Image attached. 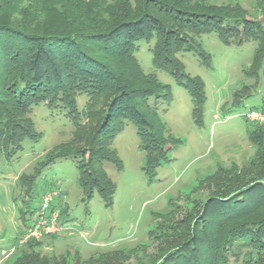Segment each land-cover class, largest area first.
Masks as SVG:
<instances>
[{"label": "trees", "instance_id": "trees-1", "mask_svg": "<svg viewBox=\"0 0 264 264\" xmlns=\"http://www.w3.org/2000/svg\"><path fill=\"white\" fill-rule=\"evenodd\" d=\"M246 16L238 3L214 5L205 0H0V160L9 162L26 139L39 138L29 116L33 107L62 110L74 128L72 138L49 152L30 182L56 160L73 158L82 202L87 204L96 193L110 208L115 184L103 165L121 169L112 141L125 121L136 128L145 159L142 172L148 179L179 144L165 137L157 112L147 104L149 98L169 102L171 94L168 86L141 71L134 55L136 43L153 42V67L189 92L193 120L201 127L204 84L185 73L178 56L194 52L209 66L206 52L195 41L202 34H216L225 46L252 42L254 76L264 65V27ZM104 95L102 111H95ZM80 96L87 98L81 111ZM259 111L264 114V106ZM248 137L257 148L254 161L241 169L220 168L207 177L204 182H212L214 191L181 220H174L171 213L160 216L164 224L157 223L155 233H150L153 252L134 264H228L239 257L241 264H264V127L253 124ZM30 187L28 204L40 203L52 192L49 185ZM56 208L52 204L51 209ZM27 209L32 220L27 225L22 220L25 230L39 206ZM62 215L60 210V220ZM27 244L38 245L34 240ZM138 248L131 254L146 247ZM36 257L23 259V264H47ZM127 260L125 255L106 253L83 264ZM78 261L75 264H81Z\"/></svg>", "mask_w": 264, "mask_h": 264}, {"label": "rangeland", "instance_id": "rangeland-1", "mask_svg": "<svg viewBox=\"0 0 264 264\" xmlns=\"http://www.w3.org/2000/svg\"><path fill=\"white\" fill-rule=\"evenodd\" d=\"M129 1L133 3L134 0ZM205 1L214 5L238 3L246 10L247 19L260 21L264 27V1L260 6V0ZM195 41L206 52L209 66L203 65L194 52L178 57L185 73L199 77L204 84L206 100L202 107L201 127H197L193 120L189 92L167 73L153 67L150 53L153 42L136 43L134 55L141 71L168 86L171 94L169 102L149 98L147 104L157 112L165 137L170 136L179 144L168 153L169 161L148 179L142 172L145 159L136 128L130 121H125L123 131L112 141L121 169L108 163L103 165L115 184L110 208L104 206L96 193L87 204L82 202L73 158L56 160L41 171L35 182H30L49 152L69 143L74 131L62 110H49L43 105L31 109L29 116L39 138L35 142L26 139L9 162L0 160V264H17L35 256L47 264L54 260L66 264H75L79 260L83 264L106 253L125 255L128 260L123 264L144 261V256L155 248L150 233H155L157 223L165 222L160 216L171 213L174 220H181L185 213L199 207L214 191L212 182H204L207 177L220 168L241 169L254 161L257 148L248 137L253 123L240 115L249 110L259 111L264 106V65L255 70L254 76L251 74L256 45L249 42L241 46H225L214 33L202 34ZM102 97L97 100L95 111H102L106 96L104 100ZM86 103L85 96L77 98L80 111ZM240 103L241 107L234 109L233 106ZM225 111L230 112L226 114ZM30 184L39 188L49 185L52 188L50 193H56L52 201L58 206L55 210L59 214L60 210L63 211L60 220L63 231L34 240L38 245L33 248L27 244L30 240H22L24 224L32 220L27 208L39 206V202L28 204L32 193ZM141 246L146 247L144 252H137L136 256L131 254ZM2 251H10V254L1 257ZM27 261L33 263V260ZM241 261V257L231 258L228 264H241ZM23 263L25 261L20 264Z\"/></svg>", "mask_w": 264, "mask_h": 264}, {"label": "built area", "instance_id": "built-area-1", "mask_svg": "<svg viewBox=\"0 0 264 264\" xmlns=\"http://www.w3.org/2000/svg\"><path fill=\"white\" fill-rule=\"evenodd\" d=\"M240 116L250 123L264 127V114L260 111L249 110ZM55 197L56 193L45 194L41 197L37 216L25 230L22 240H40L51 235H58L61 231H63L60 224L59 211L51 209V204ZM9 254L10 251H2L1 257Z\"/></svg>", "mask_w": 264, "mask_h": 264}]
</instances>
